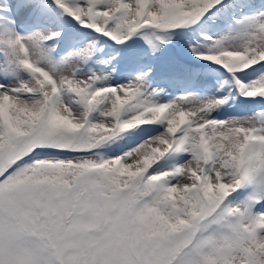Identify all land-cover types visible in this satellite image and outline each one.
I'll return each instance as SVG.
<instances>
[{
    "label": "snow or ice",
    "instance_id": "snow-or-ice-1",
    "mask_svg": "<svg viewBox=\"0 0 264 264\" xmlns=\"http://www.w3.org/2000/svg\"><path fill=\"white\" fill-rule=\"evenodd\" d=\"M0 264H264V0H0Z\"/></svg>",
    "mask_w": 264,
    "mask_h": 264
}]
</instances>
